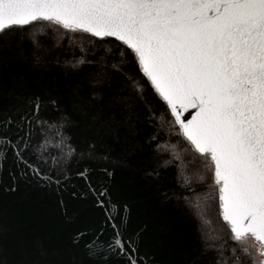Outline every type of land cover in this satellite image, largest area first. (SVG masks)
Instances as JSON below:
<instances>
[{
	"label": "snow or ice",
	"instance_id": "6c2138e0",
	"mask_svg": "<svg viewBox=\"0 0 264 264\" xmlns=\"http://www.w3.org/2000/svg\"><path fill=\"white\" fill-rule=\"evenodd\" d=\"M33 22L37 31L52 27L58 41L67 37L70 47L80 49L81 56L66 61L74 60L73 66L86 62L87 51L75 33L90 34L87 44L93 46L92 37L113 38L120 64L134 56L166 103L149 140L158 153L168 154L165 166L176 161L189 193L184 199L207 211L218 192L225 224L202 231L201 255L212 254L208 264H264V0H0V34ZM112 67L122 71L119 64ZM40 107L37 97L14 134L7 132L11 117L0 121V161L11 150L38 175L33 158L53 172L75 154L63 118L42 117ZM182 152L192 159L184 161ZM85 172L78 175L86 179ZM208 174V191H197ZM104 195V189L96 193L98 203ZM197 214L203 219V212ZM86 247L90 256L100 255L97 249L105 258L118 252L128 264L145 259L135 245L125 248L119 231L110 242L93 240Z\"/></svg>",
	"mask_w": 264,
	"mask_h": 264
},
{
	"label": "trees",
	"instance_id": "16d2710c",
	"mask_svg": "<svg viewBox=\"0 0 264 264\" xmlns=\"http://www.w3.org/2000/svg\"><path fill=\"white\" fill-rule=\"evenodd\" d=\"M36 25L0 34V121L11 117L7 132L16 133V122L38 97L40 116L63 118L75 154L59 166L62 171L53 172L33 158L39 175L17 162L11 150L0 161V264H128L118 252L105 258L97 249L100 255H89V241L110 242L115 231L126 249L135 245L136 255L145 258L140 264H208L213 257L201 255L202 231L225 224L218 192L207 211L184 199L189 193L176 161L165 166L168 154L158 153L149 140L166 103L134 56L120 64L113 38L92 37L93 46L87 44L90 34L75 33L84 38L87 51L86 62L73 66L74 60L66 61L81 56L80 49L70 47L67 37L58 41L52 27L37 31ZM180 155L192 159L189 153ZM85 169L86 179L78 175ZM211 183L208 174L196 190L208 191ZM101 189L106 190L103 204L96 196Z\"/></svg>",
	"mask_w": 264,
	"mask_h": 264
},
{
	"label": "water",
	"instance_id": "95a60500",
	"mask_svg": "<svg viewBox=\"0 0 264 264\" xmlns=\"http://www.w3.org/2000/svg\"><path fill=\"white\" fill-rule=\"evenodd\" d=\"M150 83H151V82H150ZM190 111H192V110H191V109H189V112H190ZM185 115L187 116V115H188V113L186 112V113H185Z\"/></svg>",
	"mask_w": 264,
	"mask_h": 264
}]
</instances>
